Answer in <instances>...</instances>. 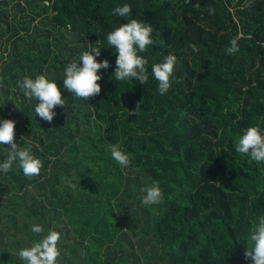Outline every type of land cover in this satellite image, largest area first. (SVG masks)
Returning <instances> with one entry per match:
<instances>
[{
  "label": "trees",
  "instance_id": "obj_1",
  "mask_svg": "<svg viewBox=\"0 0 264 264\" xmlns=\"http://www.w3.org/2000/svg\"><path fill=\"white\" fill-rule=\"evenodd\" d=\"M198 2L0 0V119L15 121V142L44 165L31 180L15 165L0 173V264H24L18 250L40 238L32 224L43 235L60 232L59 264H251L243 253L251 224L264 215V164L234 146L242 129L264 128V0ZM124 4L129 16L112 15ZM131 19L153 28L154 44L140 54L148 61L144 85L112 77L116 56L106 36ZM241 33L239 51L227 55ZM89 44L102 47L97 60L110 67L98 72L101 93L86 102L62 81ZM168 54L177 63L160 95L151 67ZM40 74L65 99L51 124L16 87ZM115 143L130 154L129 167L111 158ZM152 181L164 202L144 206L140 189Z\"/></svg>",
  "mask_w": 264,
  "mask_h": 264
},
{
  "label": "clouds",
  "instance_id": "obj_2",
  "mask_svg": "<svg viewBox=\"0 0 264 264\" xmlns=\"http://www.w3.org/2000/svg\"><path fill=\"white\" fill-rule=\"evenodd\" d=\"M186 4H192V0H185ZM199 8L200 4L193 5ZM131 6L124 4L112 9V15L127 17L131 13ZM214 9L209 8V14H214ZM153 28L150 23H145L137 19H131L127 23L120 24L107 33L106 40L109 48L114 50L116 56L115 69L113 72L116 81L124 82L135 80L140 85L148 83L149 75L147 59L140 55L147 51L149 46L154 44L152 37ZM242 33L229 41L225 48L227 55H235L239 51V39ZM99 44V41L96 42ZM193 51H198L196 45H190ZM102 47H92L81 52L78 60L67 64L63 72V89L71 94V97L88 101L101 93V85L98 83L102 79L98 72L110 67L107 59L99 61ZM177 57L168 54L161 63H155L151 67L152 77L157 82V92L165 95L173 83L174 69ZM176 83H180L176 79ZM16 87L22 91L23 97L35 102L33 115L40 120L51 124L57 113V107H65V99L62 98L60 88L55 81L49 80L46 75H36L31 78L28 75L16 81ZM139 104L134 112L129 115H136ZM15 121L11 119H0V146L4 147L7 155L0 161V173L7 174L13 170V165L19 169L23 176L31 180L38 177L43 168V162L32 154L31 146L20 147L14 140ZM21 136L20 139H23ZM108 149L111 158L122 168H127L131 164L130 154H127L119 143L109 144ZM236 153L248 157L251 161L264 164V128L259 125L250 126L241 130L235 143ZM151 179V178H149ZM62 183L70 189H75L76 184L70 178H63ZM140 191L144 194L141 203L144 206L159 205L164 202V194L159 186V181H152L149 186L142 187ZM29 231L40 237L33 240L29 246L18 250L17 255L24 264H59L61 256L58 244L61 240L60 232L49 229L43 235L44 228L40 224H32ZM248 247L243 253L246 261L251 264H264V215L258 216L251 224L248 234Z\"/></svg>",
  "mask_w": 264,
  "mask_h": 264
},
{
  "label": "rangeland",
  "instance_id": "obj_3",
  "mask_svg": "<svg viewBox=\"0 0 264 264\" xmlns=\"http://www.w3.org/2000/svg\"><path fill=\"white\" fill-rule=\"evenodd\" d=\"M10 21V20H9ZM0 40H2L1 38H0ZM1 51V50H0ZM127 235H129V237L132 239V236L127 232ZM139 236V235H138ZM132 240H134V239H132ZM146 248H147V246H146ZM148 249V248H147ZM134 251H135V253H136V255H138V252H137V250H136V246L134 247ZM139 257V256H138ZM129 258H132V256H130ZM134 261H137V260H134ZM134 261L132 262L131 260L130 261H128V260H125V259H123L122 260V263L121 264H134ZM140 264H144L143 262L141 263L140 262Z\"/></svg>",
  "mask_w": 264,
  "mask_h": 264
}]
</instances>
